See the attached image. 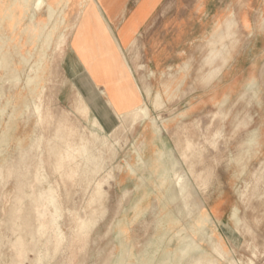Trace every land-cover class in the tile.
<instances>
[{"label":"rangeland","instance_id":"374dc122","mask_svg":"<svg viewBox=\"0 0 264 264\" xmlns=\"http://www.w3.org/2000/svg\"><path fill=\"white\" fill-rule=\"evenodd\" d=\"M35 1L0 0V264H156L170 255L187 264L192 249L208 253L202 264H264V0H166L165 37L185 52L187 69L159 71L149 83L139 45L148 118L108 129L83 100L93 97L87 85L77 93L64 67L79 20L66 7L76 0H47L30 21ZM227 48L228 66L201 87L199 60ZM36 65L41 82L31 86ZM205 95L209 104L187 108ZM152 124L176 157L141 158ZM197 217L209 231L192 236Z\"/></svg>","mask_w":264,"mask_h":264},{"label":"crops","instance_id":"0c3cea01","mask_svg":"<svg viewBox=\"0 0 264 264\" xmlns=\"http://www.w3.org/2000/svg\"><path fill=\"white\" fill-rule=\"evenodd\" d=\"M165 1L76 0V3L71 5L69 2L66 7L78 9L79 20L75 22L76 25L74 23L73 33L69 37L64 67L77 93L93 95L90 98L84 97L83 100L104 129L121 123L135 125L140 122L138 117L134 118L136 122H132L131 118L132 114L144 104L146 97L135 71L139 66L136 52L139 45L147 47L146 68L147 76H150L147 80L149 83L154 73L159 71H163L162 74L165 75L168 70L183 72L187 69L185 52L172 49L168 38L165 37V20L170 18L171 13V9H161ZM195 13L197 14L198 11ZM158 33H161L162 37L157 36L160 35ZM212 40V38H197L196 42L210 47ZM217 40L222 41L223 38L217 37ZM223 52L224 49H221L210 56L203 55L199 60L201 87L212 85L228 66L229 49L227 48L226 53ZM82 80L88 87L87 93L79 89ZM181 84L182 81L174 92H179L178 90L183 87ZM251 84L252 81L247 84L246 90L250 91ZM148 89L151 93L149 85ZM204 94H212V92ZM154 101L155 97L151 102V108L155 110ZM209 102H211L209 97L205 95L193 100L187 108L193 111ZM149 106L150 103L147 108ZM144 142L141 158L145 161L153 159L155 151L161 153L159 155L163 158L176 157L171 150L163 146L160 134L156 133L153 124L152 131ZM248 145L253 148L256 145L254 134L248 140Z\"/></svg>","mask_w":264,"mask_h":264},{"label":"bare ground","instance_id":"6f19581e","mask_svg":"<svg viewBox=\"0 0 264 264\" xmlns=\"http://www.w3.org/2000/svg\"><path fill=\"white\" fill-rule=\"evenodd\" d=\"M55 1V2H54ZM59 1H61V0H53V2L54 3H56L57 5L59 4L58 2ZM36 2V4H35V11H34V13H33V15L31 16V15H29V16H31L30 17V21H33L35 18V15L38 13L39 14V12H41L42 10H43V8H44V6L45 7H47L45 4L47 3V0H36L35 1ZM83 2V1H82ZM67 4V3H66ZM69 4V3H68ZM82 4V3H81ZM49 8L50 7H48V9H46V10H49ZM97 10V9H96ZM33 11V10H32ZM51 10H49L48 11V14H46L47 15V17H48V15H49V17H50V15H52L51 14V12H50ZM46 12V11H45ZM98 12V11H97ZM30 14H32V13H30ZM79 14V13H78ZM48 17V18H49ZM52 17H50V19H51ZM49 20V19H48ZM59 22H58V24L59 25H62L63 24V22H64V18L62 17V18H60V20H58ZM106 25V24H105ZM44 26H46V24L44 25ZM43 28H45V27H43ZM43 28H42V30H43ZM109 32V31H108ZM62 36V35H61ZM139 36V35H138ZM60 38H62V37H60ZM114 40V39H113ZM2 48V47H1ZM1 48H0V51H1ZM119 49V48H118ZM142 49V48H141ZM120 52V51H119ZM123 58V57H122ZM21 64H26V59L22 56L21 58ZM126 64V63H125ZM10 65V64H9ZM39 66H40V64H38ZM38 65H36V67H33V69H32V73L31 74H29L30 75V80H31V82L33 83V84H31L30 83V80H29V85L31 84V86L32 85H34V84H37V82H41V78L38 80V81H36L37 80V78H38V75H39V73H37L38 71H37V66ZM126 66V65H125ZM6 67V69H8V65H6L5 66ZM127 67V66H126ZM148 67H150V66H148ZM40 68V67H39ZM169 68V67H168ZM30 69V70H31ZM41 69V68H40ZM131 69V68H130ZM138 70H141V71H145L146 72V68H145V66L144 65H139L138 66ZM178 70V69H177ZM133 71V70H132ZM153 73V72H152ZM151 74V73H150ZM177 74V73H176ZM8 76V75H7ZM6 76V77H7ZM28 76V75H27ZM149 76V75H148ZM150 77V76H149ZM162 77V76H161ZM177 79V78H176ZM28 80V79H27ZM132 80H133V78H132ZM167 80H169V79H167ZM14 81V80H13ZM167 82V81H166ZM173 83V82H172ZM27 84H28V81H27ZM166 84V83H165ZM164 84V85H165ZM168 84V83H167ZM28 87H30V86H28ZM163 87V86H162ZM174 87V86H173ZM31 88V87H30ZM138 91V90H137ZM168 91V90H167ZM145 92H146V97H149L150 96V91H149V89L148 88H146L145 89ZM139 93V92H138ZM142 93H143V91H142ZM34 96V95H33ZM145 98V97H144ZM27 110H28V108L25 110V112H27ZM148 115H149V112H148V109H147V107L145 106V104H143L139 109H137V111L134 113V116H136V117H142V118H144V119H147L148 118ZM143 120V119H142ZM85 146L83 145L82 147H81V151H84L85 150ZM171 171H173V172H177V170H176V167L173 165L172 167H171ZM166 171H165V175H166ZM163 174V173H162ZM171 200V199H170ZM173 201H175V197H173V199H172V202ZM51 204V206L53 205V203L51 202L50 203ZM238 212H239V210H238V208L236 207L235 209H233V211H231L230 212V214H229V221L231 222V224L233 225V226H237L238 225V220H237V214H238ZM195 219H197L198 221H200L202 224L200 225L201 227H197L195 230H193L192 232H191V235L193 236L194 234H201L202 232H204V231H209V227H208V225H207V220H206V218H204V217H197V218H195ZM203 234V233H202ZM163 235H165V234H163ZM158 238V235L157 236H155V238H154V240H153V243L155 244V242H156V239ZM219 240H216L215 238H214V240H209V241H207V244L209 245V248H210V250L211 251H213V252H216V242H218ZM168 246V245H167ZM191 246V245H190ZM189 246V247H190ZM192 246H194V244L192 245ZM192 248V247H191ZM198 248V247H197ZM200 249V248H199ZM188 251H191V252H188V255L185 257V258H183L181 261H180V263L182 262H186L187 264H202L201 262H204L205 261V259L208 257V253H204V252H201V251H199V250H195V249H192V250H188ZM122 254H123V259H127L128 258V256L131 254V252L130 251H124V250H122ZM122 258V257H121ZM175 260H173V257H172V255H170L167 259H165V261H163L162 263H160V262H158V263H156V264H176L175 262H174ZM227 262H226V264H231V262L229 263V261L230 260H226ZM218 264V263H217ZM245 264H253L252 263V261H248L247 263H245Z\"/></svg>","mask_w":264,"mask_h":264}]
</instances>
